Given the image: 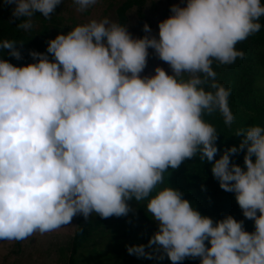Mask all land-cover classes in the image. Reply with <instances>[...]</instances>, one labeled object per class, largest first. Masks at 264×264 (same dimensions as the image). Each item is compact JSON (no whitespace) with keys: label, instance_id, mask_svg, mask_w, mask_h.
<instances>
[{"label":"clouds","instance_id":"clouds-1","mask_svg":"<svg viewBox=\"0 0 264 264\" xmlns=\"http://www.w3.org/2000/svg\"><path fill=\"white\" fill-rule=\"evenodd\" d=\"M63 2L4 5L15 6L14 20L25 18L17 28L29 31L36 13L50 20ZM97 3L73 0L80 13ZM170 11L158 36L145 24L146 35L133 38L128 26L105 17L57 35L46 54L31 51L35 63L15 66L0 59V240L54 232L77 215L127 216L129 201H147L158 231L147 245L128 246L129 255L166 256L172 264L188 258L264 264V127L238 129L239 147L216 159L219 134L205 119L219 112L225 125L234 123L232 90L218 82L213 64L245 58L237 45L261 31L264 4L186 0ZM17 44L0 41V50L22 60ZM149 49L171 75L162 67L141 75ZM241 152L243 167L232 160ZM197 155L212 164L220 188L235 194L254 232L231 215L214 222L179 190L161 187L169 168Z\"/></svg>","mask_w":264,"mask_h":264},{"label":"trees","instance_id":"trees-1","mask_svg":"<svg viewBox=\"0 0 264 264\" xmlns=\"http://www.w3.org/2000/svg\"><path fill=\"white\" fill-rule=\"evenodd\" d=\"M149 0H127L118 9V23L126 26L128 12L134 7L138 8L141 20H144L143 7ZM264 4V0H261ZM14 5H1L0 7V41L9 40L17 42V50L22 54V60H16L8 54V50H0V59L8 60L15 66H26L37 61L29 55L31 51L45 53L48 41L60 35L61 22L51 18L36 31L18 29V23L25 18L14 20L12 11ZM36 13L34 18H39ZM262 25L259 33L250 36L237 45L238 50L245 52L244 59H237L232 65H219L214 62L213 69L217 72V80L232 90L229 105L235 115L231 126L225 125L219 112L212 116H205L207 122L213 124L219 134L217 146L219 159L226 148L239 147L242 137L235 136L238 129L253 125L264 127V17L259 21ZM144 36V35H143ZM23 44L21 46L20 44ZM52 57L50 56V59ZM245 152L232 158L233 162L243 167ZM212 164L201 161L199 155L186 160L178 169L173 170L169 180L161 187L169 186L183 193V198L189 200L203 216L215 221L231 215L237 221H244L247 232L255 231L254 221L247 220L240 209L234 193L225 192L220 188L219 182L211 172ZM169 181V182H168ZM159 190V189H158ZM147 201L139 203L141 212H147ZM95 222L90 219H79L78 229L72 247L70 264H77V254L80 249L90 246L93 239ZM207 243V242H206ZM210 247V244L207 245ZM156 264H172L165 256ZM183 264H201L200 258H188Z\"/></svg>","mask_w":264,"mask_h":264},{"label":"rangeland","instance_id":"rangeland-1","mask_svg":"<svg viewBox=\"0 0 264 264\" xmlns=\"http://www.w3.org/2000/svg\"><path fill=\"white\" fill-rule=\"evenodd\" d=\"M125 1L127 0H98L94 7L80 13L76 11L73 0H64L57 6L52 18L61 22L60 34L66 35L75 26L88 23L92 19L101 20L107 17L117 22L118 9ZM3 4L4 0H0V7ZM174 4L184 7L186 0L183 3L181 0L147 1L142 9L144 20H141L138 8L134 7L127 14L128 31L133 38H142L146 35L142 29L148 24L152 34L158 36V24L172 15L170 8ZM49 21L42 14L39 18L33 17L31 31L38 30ZM149 53L148 65L142 76L154 75L156 67H162L169 75L172 74L169 65L158 59L154 50L149 49ZM172 171L173 169L169 168L164 177L169 180ZM128 203L132 211L127 216L104 219L93 214L89 218L95 222L92 243L79 250L77 264H156L159 261L158 258L144 259L128 254V246L147 245L158 231V224L148 211L141 212L139 203L135 200ZM79 219L85 218L77 215L69 225L57 231L43 235L36 233L24 241L0 240V264H70Z\"/></svg>","mask_w":264,"mask_h":264}]
</instances>
